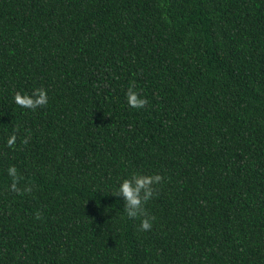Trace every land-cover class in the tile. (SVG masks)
<instances>
[{"label": "trees", "instance_id": "1", "mask_svg": "<svg viewBox=\"0 0 264 264\" xmlns=\"http://www.w3.org/2000/svg\"><path fill=\"white\" fill-rule=\"evenodd\" d=\"M0 264H264V0H0Z\"/></svg>", "mask_w": 264, "mask_h": 264}, {"label": "clouds", "instance_id": "2", "mask_svg": "<svg viewBox=\"0 0 264 264\" xmlns=\"http://www.w3.org/2000/svg\"><path fill=\"white\" fill-rule=\"evenodd\" d=\"M39 93L37 99L29 97L28 94H21L17 92L14 100L17 104L24 108H35L37 104L47 102V93L44 89H34L33 95ZM125 97L129 107L142 108L147 103V98L142 97L134 89H129L125 93ZM15 137L8 139V143L12 144ZM14 168H10L9 172L14 173ZM162 177L159 174L144 175L133 173L130 178H124L118 185V192L116 195L123 196L125 201V213L129 218L143 217L140 221L139 227L143 230H148L152 227L153 217L149 216L143 205L153 195L152 185L158 183Z\"/></svg>", "mask_w": 264, "mask_h": 264}]
</instances>
